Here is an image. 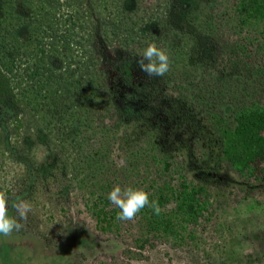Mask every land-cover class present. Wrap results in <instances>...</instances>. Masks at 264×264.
<instances>
[{
  "label": "trees",
  "instance_id": "16d2710c",
  "mask_svg": "<svg viewBox=\"0 0 264 264\" xmlns=\"http://www.w3.org/2000/svg\"><path fill=\"white\" fill-rule=\"evenodd\" d=\"M151 43L163 77L138 67ZM22 110L36 126L19 145ZM22 162L32 174L1 190L11 215L32 205L13 234L47 249L78 224L128 262L162 247L263 263L264 0H0V173ZM115 186L162 211L118 221Z\"/></svg>",
  "mask_w": 264,
  "mask_h": 264
},
{
  "label": "rangeland",
  "instance_id": "374dc122",
  "mask_svg": "<svg viewBox=\"0 0 264 264\" xmlns=\"http://www.w3.org/2000/svg\"><path fill=\"white\" fill-rule=\"evenodd\" d=\"M24 113L25 111L22 110L19 114L22 120L20 129L15 130V132L10 131V141L19 145L21 144L19 140L24 135H33L36 126L34 122L29 123L30 118ZM18 153L23 152L19 150ZM7 165L6 168L10 173L7 175V179L4 177V171L0 173V191L17 181L18 178L14 176H25V172L29 175L32 174L33 168H31L30 162H22L20 165L12 164L13 169L10 168L11 164ZM259 211L261 210L256 212L261 214L260 217L263 219L264 214ZM243 212L245 215L246 212ZM60 226L64 233L61 237V244L59 243L56 248H45L43 240L33 235L0 236V264H99L100 261L108 262L112 258L118 259L122 264H156L154 260H157L158 264H187L190 261L180 252H167L165 248L158 247L144 251L142 255L145 259L128 262L126 258L121 256L123 246L119 245L118 241H99L83 225L74 224L71 227L67 225L64 227L62 224ZM262 230L264 231V228ZM257 239L256 236L255 240L257 241ZM262 259L263 263L261 264H264V256ZM189 264H193L192 261Z\"/></svg>",
  "mask_w": 264,
  "mask_h": 264
},
{
  "label": "clouds",
  "instance_id": "9594fccd",
  "mask_svg": "<svg viewBox=\"0 0 264 264\" xmlns=\"http://www.w3.org/2000/svg\"><path fill=\"white\" fill-rule=\"evenodd\" d=\"M139 69L148 76L163 77L170 71L171 61L166 50L149 44L138 60ZM108 200L119 209L116 219L118 221H132L145 208H152L159 215L162 209L157 201L151 200L148 192L131 187L121 188L115 186L108 194ZM11 207L17 215L9 212V198L4 191H0V236L9 237L14 232H20L24 228L21 221H27L32 212V205L25 200L14 202Z\"/></svg>",
  "mask_w": 264,
  "mask_h": 264
}]
</instances>
